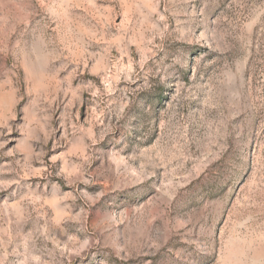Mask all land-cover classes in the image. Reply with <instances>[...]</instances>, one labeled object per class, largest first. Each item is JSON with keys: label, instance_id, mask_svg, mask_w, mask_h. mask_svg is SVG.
I'll return each instance as SVG.
<instances>
[{"label": "rangeland", "instance_id": "374dc122", "mask_svg": "<svg viewBox=\"0 0 264 264\" xmlns=\"http://www.w3.org/2000/svg\"><path fill=\"white\" fill-rule=\"evenodd\" d=\"M0 264H264V0H0Z\"/></svg>", "mask_w": 264, "mask_h": 264}]
</instances>
